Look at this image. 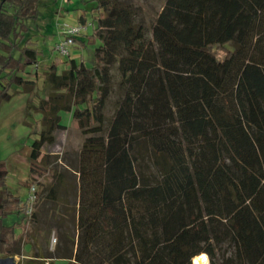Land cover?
<instances>
[{
  "label": "trees",
  "instance_id": "trees-1",
  "mask_svg": "<svg viewBox=\"0 0 264 264\" xmlns=\"http://www.w3.org/2000/svg\"><path fill=\"white\" fill-rule=\"evenodd\" d=\"M48 2L0 0V101L34 88L22 73L39 61ZM93 2L95 25L74 37L90 61L58 72L53 58L32 106L31 166L46 164L61 111L83 135L76 249L25 264H191L201 252L219 264L225 245L222 264H264V0H165L150 27L128 0ZM7 173L0 159V256L18 252L4 218L27 209Z\"/></svg>",
  "mask_w": 264,
  "mask_h": 264
},
{
  "label": "rangeland",
  "instance_id": "rangeland-1",
  "mask_svg": "<svg viewBox=\"0 0 264 264\" xmlns=\"http://www.w3.org/2000/svg\"><path fill=\"white\" fill-rule=\"evenodd\" d=\"M128 1L135 6L137 18L150 27L154 15L165 0ZM93 3V0H67L66 5L60 9L53 7L49 2L40 7V13L44 17L40 20L43 25L41 32L45 33V36L36 40V46L40 49L39 61L27 65L22 73L24 77L35 80L34 88L30 93L21 91L20 87L11 88L12 97L0 101V159L5 161L8 169L6 187L23 200H26L30 186L33 184L36 187V199L30 215L23 211L10 213L4 218L7 224H18L13 237L18 252L14 256L21 264H25L28 258L48 255L56 262L64 263L65 255L73 253L76 249L79 201L77 169L83 135L72 119V112L61 111V123L65 124V127L57 129L54 141L43 144L40 149L39 158L46 155V164L41 163L40 169L45 170L31 166L30 144L38 136L37 131L40 128L38 121L40 113L32 106L46 93L45 70L53 58L59 59L58 72L67 65L70 57L90 61L92 45L80 48L75 44L69 48L67 54L57 53L52 46L61 36L65 24L79 22L81 10L85 12L86 20L90 22V26L81 36L90 33L96 23L97 14L91 12ZM55 14L58 16L55 17ZM29 22L32 24L33 20ZM36 35L31 34L33 39ZM14 54L20 60H24L19 51H15ZM114 98L115 94L107 102L105 112L108 116L112 113ZM205 102L208 105L210 99ZM24 181L30 185H26ZM22 231L25 236L18 237ZM225 248L227 251L221 250L214 257L216 263L222 264L223 252L229 254V246L225 245ZM206 258L207 264H210L207 254Z\"/></svg>",
  "mask_w": 264,
  "mask_h": 264
},
{
  "label": "built area",
  "instance_id": "built-area-1",
  "mask_svg": "<svg viewBox=\"0 0 264 264\" xmlns=\"http://www.w3.org/2000/svg\"><path fill=\"white\" fill-rule=\"evenodd\" d=\"M67 2V0H64ZM90 26L89 21L78 22L74 24H65V27L62 29L61 36L55 41L52 49L60 54H67L70 47H72L75 43L74 37L81 36L82 33ZM29 194L26 198L27 209L25 213L30 215L32 211V205L36 199V187L35 185H31L28 190Z\"/></svg>",
  "mask_w": 264,
  "mask_h": 264
},
{
  "label": "bare ground",
  "instance_id": "bare-ground-1",
  "mask_svg": "<svg viewBox=\"0 0 264 264\" xmlns=\"http://www.w3.org/2000/svg\"><path fill=\"white\" fill-rule=\"evenodd\" d=\"M191 264H207L206 254L204 252L196 254L193 256Z\"/></svg>",
  "mask_w": 264,
  "mask_h": 264
},
{
  "label": "water",
  "instance_id": "water-1",
  "mask_svg": "<svg viewBox=\"0 0 264 264\" xmlns=\"http://www.w3.org/2000/svg\"><path fill=\"white\" fill-rule=\"evenodd\" d=\"M0 264H17L14 255H2L0 256Z\"/></svg>",
  "mask_w": 264,
  "mask_h": 264
},
{
  "label": "crops",
  "instance_id": "crops-1",
  "mask_svg": "<svg viewBox=\"0 0 264 264\" xmlns=\"http://www.w3.org/2000/svg\"><path fill=\"white\" fill-rule=\"evenodd\" d=\"M65 3H67V2H65L64 0H57V8H62L64 5H66ZM55 17H57L58 16V14H55L54 15ZM51 38H54L53 36H51ZM83 38V37H82Z\"/></svg>",
  "mask_w": 264,
  "mask_h": 264
}]
</instances>
